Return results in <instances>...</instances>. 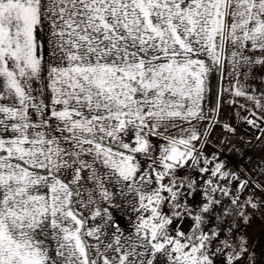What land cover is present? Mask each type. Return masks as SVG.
Here are the masks:
<instances>
[{
	"label": "snow or ice",
	"instance_id": "obj_1",
	"mask_svg": "<svg viewBox=\"0 0 264 264\" xmlns=\"http://www.w3.org/2000/svg\"><path fill=\"white\" fill-rule=\"evenodd\" d=\"M257 70L264 0H0V264H264Z\"/></svg>",
	"mask_w": 264,
	"mask_h": 264
},
{
	"label": "rangeland",
	"instance_id": "obj_2",
	"mask_svg": "<svg viewBox=\"0 0 264 264\" xmlns=\"http://www.w3.org/2000/svg\"><path fill=\"white\" fill-rule=\"evenodd\" d=\"M262 77H264V73L259 70L254 71L249 76L250 88L257 96L260 92H264V79ZM235 112V108L231 107L227 101L221 104L220 119L229 121L237 127V134L231 137L232 143L225 145L223 158L228 161L229 167L242 173L254 168L259 171L257 166L261 163V158L264 157V139L262 141L253 139L252 143L249 144L248 141L252 139L253 132L249 131L246 125L238 122ZM223 135V129L219 125L212 130L210 136L212 142L208 146L209 151L217 145ZM260 198L264 199V196ZM115 215L123 227H128V218L125 213L117 211ZM243 231L246 234L250 250L257 254L259 261L261 253L264 252V209L256 211L250 216Z\"/></svg>",
	"mask_w": 264,
	"mask_h": 264
},
{
	"label": "water",
	"instance_id": "obj_3",
	"mask_svg": "<svg viewBox=\"0 0 264 264\" xmlns=\"http://www.w3.org/2000/svg\"><path fill=\"white\" fill-rule=\"evenodd\" d=\"M184 226H185V227H187L188 225H187V224H185Z\"/></svg>",
	"mask_w": 264,
	"mask_h": 264
}]
</instances>
